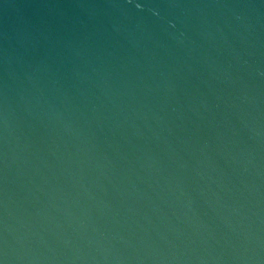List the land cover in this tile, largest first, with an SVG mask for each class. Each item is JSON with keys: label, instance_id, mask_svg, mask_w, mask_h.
Instances as JSON below:
<instances>
[{"label": "water", "instance_id": "95a60500", "mask_svg": "<svg viewBox=\"0 0 264 264\" xmlns=\"http://www.w3.org/2000/svg\"><path fill=\"white\" fill-rule=\"evenodd\" d=\"M0 264H264V0H0Z\"/></svg>", "mask_w": 264, "mask_h": 264}]
</instances>
